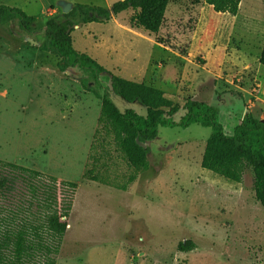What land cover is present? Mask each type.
Wrapping results in <instances>:
<instances>
[{
	"label": "rangeland",
	"instance_id": "1",
	"mask_svg": "<svg viewBox=\"0 0 264 264\" xmlns=\"http://www.w3.org/2000/svg\"><path fill=\"white\" fill-rule=\"evenodd\" d=\"M117 1L0 0L41 27L34 34L18 21L0 27V160L56 178L60 207L72 204L57 264H264V207L253 172L237 183L202 167L211 127L160 128L149 167L137 169L101 130L94 91L102 94L109 76L99 86L84 69L62 72L59 57L44 50L46 21L68 5ZM133 13L77 25L75 48L181 106L194 98L218 107L229 134L247 112L264 120V0H242L238 15L216 12L206 0H172L158 33L133 28ZM113 100L122 111L146 114L139 103ZM13 209L0 196L1 225ZM186 239L198 248L180 252Z\"/></svg>",
	"mask_w": 264,
	"mask_h": 264
},
{
	"label": "trees",
	"instance_id": "2",
	"mask_svg": "<svg viewBox=\"0 0 264 264\" xmlns=\"http://www.w3.org/2000/svg\"><path fill=\"white\" fill-rule=\"evenodd\" d=\"M172 0H119L110 7L75 3L68 13L51 17L45 24V51L59 57L62 72L70 68L89 71L102 86L101 76L110 78L109 87L100 94L101 130L113 135L129 164L137 169L149 167L151 148L137 142L156 140L160 128H187L194 124L211 127L213 132L206 143L202 167L231 182H243L247 170L254 175L256 200L264 207V120L247 112L233 133L225 131L220 122V109L210 103L188 98L183 106L176 103L160 88L130 80L108 70L88 53L74 46L73 31L77 25L108 23L113 15L132 10L131 26L150 33H158L165 21ZM242 0H206L216 12L238 15ZM18 21L20 28L30 34L40 30L38 18L17 6L0 3V27ZM264 65V47L260 56ZM119 96L130 103H139L146 114L135 108L122 111L113 100ZM185 114L179 121L175 117ZM100 130V131H101ZM97 181L96 177L93 179ZM77 187L76 183H70ZM0 196L12 199L14 209L7 225L0 224V264H57L68 231L72 204L59 203L58 180L23 165L0 160ZM193 239L178 243L180 252L197 249ZM11 255V256H10Z\"/></svg>",
	"mask_w": 264,
	"mask_h": 264
},
{
	"label": "water",
	"instance_id": "3",
	"mask_svg": "<svg viewBox=\"0 0 264 264\" xmlns=\"http://www.w3.org/2000/svg\"><path fill=\"white\" fill-rule=\"evenodd\" d=\"M68 7L70 8L69 11L72 9V6L71 5H68ZM69 11H67L66 13H68ZM137 142L140 146L144 147V148H147L149 146V143H145V142H142L140 141L139 139H137Z\"/></svg>",
	"mask_w": 264,
	"mask_h": 264
}]
</instances>
